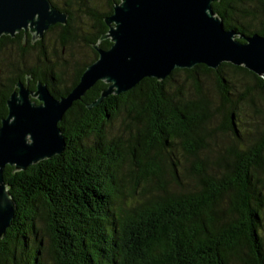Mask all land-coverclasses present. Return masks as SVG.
I'll use <instances>...</instances> for the list:
<instances>
[{"label":"trees","instance_id":"16d2710c","mask_svg":"<svg viewBox=\"0 0 264 264\" xmlns=\"http://www.w3.org/2000/svg\"><path fill=\"white\" fill-rule=\"evenodd\" d=\"M50 1L69 13L65 25L36 45L22 32L0 37V122L26 76L30 86L71 91L97 58L92 45L119 0L93 8L99 0H63L64 8ZM211 6L225 28L264 36V0ZM81 46L88 62L76 61ZM201 75L213 80L217 101ZM183 76L193 90L187 97L176 79ZM106 88L96 82L65 112L60 155L25 171L5 167L16 211L0 264H264V80L229 63L197 65L163 81L145 78L89 108ZM118 120L126 138L109 139Z\"/></svg>","mask_w":264,"mask_h":264},{"label":"water","instance_id":"95a60500","mask_svg":"<svg viewBox=\"0 0 264 264\" xmlns=\"http://www.w3.org/2000/svg\"><path fill=\"white\" fill-rule=\"evenodd\" d=\"M219 0H119L104 17L107 32L92 45L97 58L86 66L78 83L65 96L50 93L38 81L31 91L18 81L6 100L0 122V240L5 237L16 204L4 181V168L13 172L60 155L65 139L59 128L65 112L98 81L107 85L89 108L108 95L132 89L141 80L163 81L175 69L197 65L217 70L229 63L264 80V36H243L224 27L211 4ZM67 13L50 0H0V37L29 31L42 39L54 25H65ZM237 38L243 40L240 42ZM111 43L107 49L98 44Z\"/></svg>","mask_w":264,"mask_h":264},{"label":"rangeland","instance_id":"374dc122","mask_svg":"<svg viewBox=\"0 0 264 264\" xmlns=\"http://www.w3.org/2000/svg\"><path fill=\"white\" fill-rule=\"evenodd\" d=\"M57 2L60 5V7H64V5L62 4L63 0H57ZM89 4H91L92 5L91 7L93 8L96 4L97 5L99 4L101 6V4H103V3L99 0V1L89 2ZM87 21H88V19L85 18L84 23L88 24ZM77 50H78V56H77V59L75 58L77 62L80 61L81 63H83L84 61L88 62L90 60L91 55L89 54L87 49H85L84 47L81 46V47H78ZM29 59L30 58H28V60ZM72 63L73 62H71V65H70V67L68 69V73L69 74H71ZM201 77H202V82L204 83V88L206 87V91H209L212 94L213 99H215L217 101L218 100V95L216 93V89H214L215 87L213 85V80L211 78H209V77H204L202 75H201ZM205 78H207V79H205ZM176 79H178L179 83H181V79H182L183 82L185 81V83H184L185 86H184V90H183V94H184L185 97H187L188 93H192L191 92L192 88H191V85L189 84L190 82L187 81L186 78H184V76L183 77H177ZM189 85H190V87H189ZM119 122H120L119 120L118 121H114L111 124V126L108 128V134H109L108 138L109 139H111L113 137L116 138L119 135H121L124 139L126 138V134L124 133L123 128H122V126H121V124ZM215 140H217L216 145H218V146H221V145H224V144L226 145L228 143V139L227 138H224L223 140H221L219 138L218 139L216 138ZM174 154H177L175 157H179V159H183V155L181 154V150L179 148L177 149V151L174 152ZM43 224L45 225L44 222H43ZM39 225H40L39 227H41L42 223H39Z\"/></svg>","mask_w":264,"mask_h":264},{"label":"flooded vegetation","instance_id":"af4514ba","mask_svg":"<svg viewBox=\"0 0 264 264\" xmlns=\"http://www.w3.org/2000/svg\"><path fill=\"white\" fill-rule=\"evenodd\" d=\"M61 8H64V7H61ZM59 10H61V9H59ZM62 12H65V13H67V19H68V17H69V13L68 12H66V11H63L62 10ZM57 25L58 24H56V25H54L53 27H55V30H57L56 28H57ZM53 27H51V28H53ZM51 28L44 34V36L51 30ZM20 32H22L23 33V38H22V41H24L25 42V44L27 43V40H28V37H29V39H30V45H36V43L37 42H40V41H42L43 40V38H44V36L42 37V39H36V40H32V36H31V34L29 33V31H20ZM19 32V33H20ZM30 77V76H29ZM25 81H26V79H25ZM25 81H24V83H25ZM30 81H32V78L30 77V79H29V81H28V83L27 84H25V86L28 88V89H30L31 91H34L35 90V86H36V83L38 82H35V85H31L30 86ZM41 82V81H40ZM43 83V82H42ZM46 85H47V87H48V89H49V91H50V93L52 94V95H54V96H63V95H59L58 93H53L52 92V84L50 83V82H47V83H45ZM32 87H34V88H32ZM16 89L14 88V90L13 91H15ZM12 91V92H13ZM9 167V166H8ZM13 168V167H12ZM4 170H5V168H4ZM3 177H4V174H3Z\"/></svg>","mask_w":264,"mask_h":264}]
</instances>
